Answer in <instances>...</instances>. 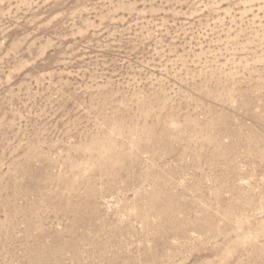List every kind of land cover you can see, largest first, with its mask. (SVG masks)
Listing matches in <instances>:
<instances>
[{"label": "rangeland", "instance_id": "obj_1", "mask_svg": "<svg viewBox=\"0 0 264 264\" xmlns=\"http://www.w3.org/2000/svg\"><path fill=\"white\" fill-rule=\"evenodd\" d=\"M0 264H264V0H0Z\"/></svg>", "mask_w": 264, "mask_h": 264}]
</instances>
